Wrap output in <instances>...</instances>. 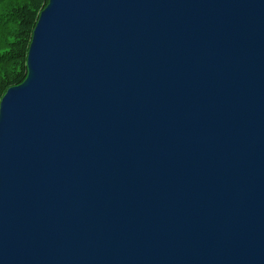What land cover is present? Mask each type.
I'll return each mask as SVG.
<instances>
[{"label":"water","instance_id":"1","mask_svg":"<svg viewBox=\"0 0 264 264\" xmlns=\"http://www.w3.org/2000/svg\"><path fill=\"white\" fill-rule=\"evenodd\" d=\"M0 100V264H264V0H48Z\"/></svg>","mask_w":264,"mask_h":264},{"label":"trees","instance_id":"2","mask_svg":"<svg viewBox=\"0 0 264 264\" xmlns=\"http://www.w3.org/2000/svg\"><path fill=\"white\" fill-rule=\"evenodd\" d=\"M48 0H0V100L26 77V57L38 16Z\"/></svg>","mask_w":264,"mask_h":264}]
</instances>
